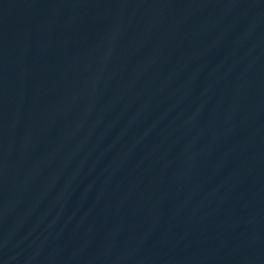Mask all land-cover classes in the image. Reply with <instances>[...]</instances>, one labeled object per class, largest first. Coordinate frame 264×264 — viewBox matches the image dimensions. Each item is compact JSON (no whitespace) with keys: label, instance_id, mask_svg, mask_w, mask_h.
Instances as JSON below:
<instances>
[{"label":"water","instance_id":"water-1","mask_svg":"<svg viewBox=\"0 0 264 264\" xmlns=\"http://www.w3.org/2000/svg\"><path fill=\"white\" fill-rule=\"evenodd\" d=\"M0 264H264V0H0Z\"/></svg>","mask_w":264,"mask_h":264}]
</instances>
